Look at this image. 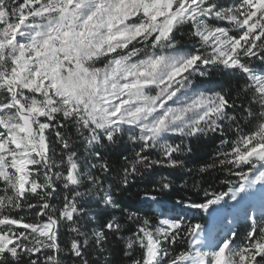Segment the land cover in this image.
I'll return each instance as SVG.
<instances>
[{
    "label": "snow or ice",
    "instance_id": "1",
    "mask_svg": "<svg viewBox=\"0 0 264 264\" xmlns=\"http://www.w3.org/2000/svg\"><path fill=\"white\" fill-rule=\"evenodd\" d=\"M0 264H264V0H0Z\"/></svg>",
    "mask_w": 264,
    "mask_h": 264
},
{
    "label": "trees",
    "instance_id": "2",
    "mask_svg": "<svg viewBox=\"0 0 264 264\" xmlns=\"http://www.w3.org/2000/svg\"><path fill=\"white\" fill-rule=\"evenodd\" d=\"M222 79H223V77L221 75L213 74V76L211 77L212 83L208 86H214V84L216 82H218ZM213 148H214V144L212 142H206L204 140H202L201 142H193L194 154L200 158H203V159L207 158L206 153L210 154L212 152ZM217 176H219L220 178H223L224 173H217ZM210 182L215 183V181H210ZM216 189H217V191L226 190L223 186H221L219 184L216 185ZM136 191H137V189L135 187L130 189L129 192L131 193V196H129L128 194H125V197H122V199H124L126 203H134V204L138 203V201H136V199H135ZM181 195L187 196V195H189V193L185 192V193H181ZM201 198H202V196H201ZM162 199L165 201V204L168 207H171L172 204L174 203V201L176 199H179V196L176 195L175 193H173L170 196L162 197ZM176 212L184 215L187 220H190L193 223L200 222L202 224L207 225V219L200 212H196V211L190 212L188 210H183L179 207L176 208ZM246 224H247V222H242V223L236 224L235 227L241 233H243ZM117 256H119V253H117Z\"/></svg>",
    "mask_w": 264,
    "mask_h": 264
},
{
    "label": "rangeland",
    "instance_id": "3",
    "mask_svg": "<svg viewBox=\"0 0 264 264\" xmlns=\"http://www.w3.org/2000/svg\"><path fill=\"white\" fill-rule=\"evenodd\" d=\"M183 210H187V209H183ZM190 212H195L194 210H188ZM232 212V209H228L225 213V216H227L228 218H231L230 215H228L229 213ZM201 213V212H200ZM203 216H205V218L207 219V224L211 222L212 218L210 216H208L205 213H202ZM242 222H247L246 220L243 219V217H238L235 221V224L233 225V227H235L236 224L242 223ZM226 225H227V219H225L224 217H221L218 222H217V228H223L224 230H226ZM207 226V225H206Z\"/></svg>",
    "mask_w": 264,
    "mask_h": 264
}]
</instances>
